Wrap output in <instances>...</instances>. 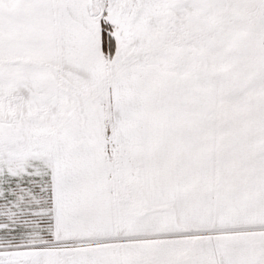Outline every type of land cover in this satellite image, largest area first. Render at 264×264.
Returning <instances> with one entry per match:
<instances>
[{
	"label": "snow or ice",
	"instance_id": "6c2138e0",
	"mask_svg": "<svg viewBox=\"0 0 264 264\" xmlns=\"http://www.w3.org/2000/svg\"><path fill=\"white\" fill-rule=\"evenodd\" d=\"M0 264H264V0H0Z\"/></svg>",
	"mask_w": 264,
	"mask_h": 264
}]
</instances>
